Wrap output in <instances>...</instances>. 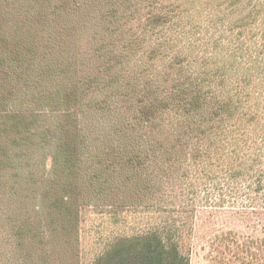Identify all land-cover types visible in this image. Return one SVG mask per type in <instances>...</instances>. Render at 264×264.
Instances as JSON below:
<instances>
[{"label": "trees", "instance_id": "1", "mask_svg": "<svg viewBox=\"0 0 264 264\" xmlns=\"http://www.w3.org/2000/svg\"><path fill=\"white\" fill-rule=\"evenodd\" d=\"M30 6L37 23L15 24L0 48L11 84L0 85V171L31 161L35 215L4 214L12 247L41 243L59 220L79 230L80 213L95 211L135 225L89 264H189L181 243L198 209L264 214V0ZM19 253L5 263L51 261Z\"/></svg>", "mask_w": 264, "mask_h": 264}, {"label": "rangeland", "instance_id": "2", "mask_svg": "<svg viewBox=\"0 0 264 264\" xmlns=\"http://www.w3.org/2000/svg\"><path fill=\"white\" fill-rule=\"evenodd\" d=\"M52 12L54 18L60 22V28H63L66 25L65 20L60 18V13ZM34 18L30 0H0V48L6 50L10 47L9 42L2 38V35L12 36L15 33V24L21 23L27 26ZM32 22L37 23V21ZM28 26L33 28L32 23ZM84 26L83 24L77 26L79 32L77 43L86 49L92 33ZM52 35L56 36L55 33ZM57 37L60 38V35ZM6 78L7 74L0 72V85H4V90L11 87ZM30 163V160H20L0 171V176L3 177V181H0V264H6L7 257L17 259L16 256L19 257L21 254L19 251L22 250L29 252L36 260L40 253L47 250L48 257L51 256V261L47 264H89L90 260L101 251L110 234L133 230L134 223L130 227L124 226L109 221V218L108 221L102 222V216L106 214L88 211L79 215V230L76 229L77 225L63 228L59 220L58 232L56 229H50L49 237L43 239L41 243L21 236L24 239L21 242L22 247L15 249L12 247L16 241L15 236L17 237L14 219L6 223L4 214L10 213L16 218L20 217L19 214L27 213L35 217L30 205L26 203L27 199L32 197L30 193L24 194L29 188L25 182L28 177L27 169L31 167ZM49 217V211L45 210L42 214L44 223ZM181 247L188 257L189 264H264V214L256 215L230 207L200 208L196 212L191 230L189 228L182 239ZM23 264L38 263H33L31 259Z\"/></svg>", "mask_w": 264, "mask_h": 264}]
</instances>
